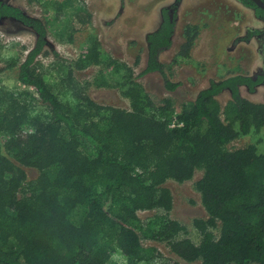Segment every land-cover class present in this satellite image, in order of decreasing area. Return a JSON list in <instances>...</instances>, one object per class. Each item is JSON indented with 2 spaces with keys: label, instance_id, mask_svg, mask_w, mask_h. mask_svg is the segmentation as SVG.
<instances>
[{
  "label": "trees",
  "instance_id": "trees-1",
  "mask_svg": "<svg viewBox=\"0 0 264 264\" xmlns=\"http://www.w3.org/2000/svg\"><path fill=\"white\" fill-rule=\"evenodd\" d=\"M239 1L264 19L253 1ZM68 3L72 14L61 22L60 1L52 21L0 0V21L15 20L37 34L18 68L20 84L33 91L0 88V264H118L115 257L123 264H177L144 242L164 244L188 263L264 264V151L256 143L230 148L264 130V102L241 94L242 87L254 92L263 85L264 75L212 81L177 113L172 99L157 104L138 79L159 73L167 91L180 88L172 68L191 58L201 31L187 25L173 62H161L173 44L181 0L162 11L160 27L147 36V63L137 76L102 53L96 37L76 60L55 52L49 40L55 27L59 42L70 44L91 26L86 8ZM262 36L264 29L249 30L240 40ZM46 49L47 66L38 60ZM91 68H99L91 80L77 78ZM92 88L118 90L129 109L99 105ZM226 91L231 97L223 106L218 97ZM25 169L37 178L29 180ZM196 172L203 173L195 190L207 213L193 223L198 244L170 218L173 196L165 187L191 181ZM154 211L164 213L139 215Z\"/></svg>",
  "mask_w": 264,
  "mask_h": 264
},
{
  "label": "rangeland",
  "instance_id": "rangeland-1",
  "mask_svg": "<svg viewBox=\"0 0 264 264\" xmlns=\"http://www.w3.org/2000/svg\"><path fill=\"white\" fill-rule=\"evenodd\" d=\"M10 6L22 10L28 16L54 21L58 15L53 3H65L66 9L60 16L68 19L73 11L74 3L68 0H3ZM92 16L91 26L76 33L73 43H60L56 38L58 28L49 33V40L55 52L67 60H76L86 55L91 47V39L97 38L101 51L106 56L126 64L132 68L134 75H139L147 63V36L160 27L162 11L171 8L176 0H78ZM61 13V12H60ZM256 11L245 7L239 0H181L176 14V27L172 47L162 53V63L171 64L180 51L184 41V29L187 25L201 27L191 58L173 66L171 81L180 83L176 92H169L164 85V78L159 73L149 74L139 78V83L146 89L153 100L160 104L164 99H172L177 113L182 104L196 99L198 94L208 88L212 81H220L228 77L246 74L254 77L264 72V36L247 42L240 40L247 35L248 30L264 29V21L253 20ZM66 19V20H67ZM251 20H253L251 22ZM264 20V19H262ZM59 24V23H58ZM37 34L12 19L0 21V88L6 91L24 92L26 89L18 80V68L35 47ZM50 49L47 56L38 58L45 66L52 62ZM14 66L11 67V64ZM99 68H91L82 73H76L79 80H91ZM124 73V72H123ZM91 98L99 105L129 109V103L122 98L118 90L96 89L89 91ZM244 98L254 103L264 102V84L254 92L246 87L241 88ZM230 93L224 92L218 97L224 106L230 100ZM256 143L264 151V130L258 135L244 137L230 145L231 149L244 148ZM29 180L36 179L38 172L25 169ZM203 173L196 172L191 181L177 183L169 181L165 184L173 196V209L170 218L185 226L189 237L198 244L200 235L193 223L197 219H207V213L202 205L201 195L195 190V183ZM163 211L140 213L143 220ZM145 246H154L164 257L173 258L177 264L188 263L170 253L164 244L144 242ZM114 260L118 264V257Z\"/></svg>",
  "mask_w": 264,
  "mask_h": 264
},
{
  "label": "water",
  "instance_id": "water-1",
  "mask_svg": "<svg viewBox=\"0 0 264 264\" xmlns=\"http://www.w3.org/2000/svg\"><path fill=\"white\" fill-rule=\"evenodd\" d=\"M251 1H253L257 5V7H259L264 11V2L262 0H251Z\"/></svg>",
  "mask_w": 264,
  "mask_h": 264
},
{
  "label": "flooded vegetation",
  "instance_id": "flooded-vegetation-1",
  "mask_svg": "<svg viewBox=\"0 0 264 264\" xmlns=\"http://www.w3.org/2000/svg\"><path fill=\"white\" fill-rule=\"evenodd\" d=\"M256 18H253V20H260V21H264V20H262V19H259L257 16H255ZM253 20H251V22L253 21ZM250 30H256L255 28H251ZM249 31V30H248ZM260 74H263L264 75V72L262 71V72H260L258 75H260ZM258 75H256V76H254L253 78H256Z\"/></svg>",
  "mask_w": 264,
  "mask_h": 264
}]
</instances>
